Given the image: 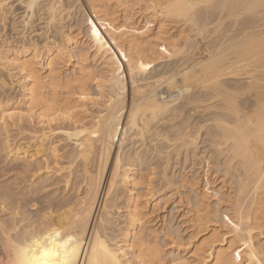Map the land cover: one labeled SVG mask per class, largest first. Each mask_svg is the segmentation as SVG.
Returning a JSON list of instances; mask_svg holds the SVG:
<instances>
[{
  "label": "bare ground",
  "instance_id": "6f19581e",
  "mask_svg": "<svg viewBox=\"0 0 264 264\" xmlns=\"http://www.w3.org/2000/svg\"><path fill=\"white\" fill-rule=\"evenodd\" d=\"M44 1L46 4L41 3L44 5L40 6V0H23L27 10L25 16H34L35 10L39 8L38 11L45 13L42 19L49 28L55 22L58 7L54 0ZM115 1L123 4V0ZM146 1L145 4L158 16L182 22L185 26L193 23L195 28L185 29L195 33L192 36V32L188 34L184 30L187 34L185 37L183 34L184 42L181 44L174 42L175 38L169 40L170 44L165 45L167 47L160 48L157 42L152 43L149 55L143 52V45L138 38L132 36L128 41L129 49L137 55L130 57L126 65L131 72H135L136 78L132 77L133 82L108 98L104 114L93 117L84 109L86 101L94 99L91 97L94 95L93 88L97 90V97L106 95L99 84H89L94 80V74L84 72L86 66L82 63L88 58L86 52L77 60V64H81L79 71L65 76L56 74L49 79L43 76L37 63L27 64V60V63L13 64L12 60L9 63L18 70L16 72L22 87L20 101L30 111L27 120L34 122V125H42L41 137L44 139L48 138L49 132L61 130L67 141H71L72 147L67 144L68 149H72L67 151L66 146V152L58 154L63 146H56V143L50 148L55 157L67 159L68 166L65 168H59V164L56 168L53 164L60 176L63 175V169L66 171L61 181L64 185L60 184L62 187L57 182L58 178H53L55 181L49 183L47 177L42 180L43 183L29 184V191L25 187L14 191L15 187H4L5 182L2 183L0 212L4 214L0 216V264H37L45 250L55 253L50 257L54 264H123L121 256L125 254H119L118 251L125 253V249L130 250L132 259L139 264H174L173 260L165 256L162 245L157 241V235L154 234L156 230L149 233L144 230L146 207L136 192L139 183L133 167L135 162L142 165L149 160L146 148L152 140L147 139L146 129L152 121L166 114L173 119H182L167 130L173 136L166 139L177 142L174 145L176 150L187 152L190 145H201L202 149L197 154L204 155L206 169H209L210 162H215L218 166H226L222 169L225 171L224 176L238 178L239 201L233 231L243 242L248 258L261 262L264 250L255 244L253 232L259 230L260 235L264 233L258 227L264 217V0ZM83 2L102 38L112 39L119 33L121 29H117L114 22L107 23V14L99 15L96 5L98 0ZM213 23L217 27L207 36H202V30L208 32L206 27ZM172 40L174 43H171ZM70 41L67 32L64 44L69 45ZM202 45V51L192 52ZM29 50L27 43H24L21 52L25 54ZM52 50L50 46L42 56L38 54L37 57L41 60L44 55L51 58L54 56ZM171 58L173 61L167 64ZM157 63H160L161 70L154 65ZM148 69H151L148 74L139 73ZM199 71H206V78L202 82H185L186 76ZM2 96L0 91V120L3 127L0 136L6 135V147L4 144L3 147L8 148V154L14 152L19 157L26 154L27 150L13 149L9 145L8 138L11 135H8V126L11 122L13 126L22 127V118L17 119L6 110L11 102L5 101L7 98L5 102L1 101ZM66 123L77 126L79 132L68 134L64 126ZM203 127H209L208 139L202 137L197 143L196 138L188 132L197 128L198 135ZM130 131L145 138L139 146L145 147L144 151L124 150L120 135ZM42 147L41 143L36 145L31 157L42 154ZM48 159H44L42 164L48 163ZM32 166L28 164L22 170L25 183L29 177L33 179L37 173L40 175L43 170L47 173L53 169L47 171L43 169L48 168L45 166L41 168L42 172L39 168L37 172L38 166L36 171ZM150 169L147 174L150 171L153 173L154 170ZM193 173L196 175L198 168ZM144 177L143 174L141 184L146 186ZM61 178L63 176L59 180ZM181 182L194 186L198 179L193 176L192 182L183 176ZM121 185L127 194L128 223L122 232L125 246L115 249L110 242L113 230L110 224L113 221L109 215L111 209L119 208ZM146 188L149 193L153 191ZM56 192L64 196L58 197ZM208 195L206 189L204 193L198 191L194 203L197 214L210 207ZM242 196L247 200L246 203L241 200ZM218 204L217 200L215 205ZM9 214L10 217L5 218ZM200 217L199 227L202 228L206 216ZM224 240L215 237L207 244L203 254L206 257L215 255L218 241ZM215 257L219 260L218 254ZM225 260L226 257L221 259ZM129 263L132 264L131 261Z\"/></svg>",
  "mask_w": 264,
  "mask_h": 264
},
{
  "label": "rangeland",
  "instance_id": "374dc122",
  "mask_svg": "<svg viewBox=\"0 0 264 264\" xmlns=\"http://www.w3.org/2000/svg\"><path fill=\"white\" fill-rule=\"evenodd\" d=\"M45 2L44 0H40V4H46ZM53 2L58 7V13L55 22L53 21L54 23L48 28L45 20L42 19L45 13L42 14V11H38L39 8L35 10L34 16H31V14L25 16L27 10L24 7L23 0H0V87L2 86L0 91L1 96L4 95L1 97V101L7 98L5 101H9L11 104L7 105L6 110L17 117V119L22 118V127L13 126L11 122L8 126V135H11L8 138L9 145L14 147L10 146V148H24V150H27L26 154H22L19 157L14 152L8 154V148H4L6 147V143L4 144L6 135L0 136V190L3 189V182H5L4 187L9 185L15 187L14 191H20L22 187H25L24 189L27 190L34 182L43 183L42 180L46 177L49 183L54 182L58 178L57 182L59 181V186L62 187L64 183L61 181L64 180V172L66 171L64 169L61 171L63 179L59 180L62 176H60L59 172H56L55 167L57 168V164L60 165L59 168L67 167V159L64 160L61 156L55 157L50 148L57 143L56 146H63L61 148L64 151L61 150L58 153L62 154V152H66L64 148L67 144L68 146L71 145V141H69L70 143L67 141L66 137L63 136L64 134L60 132L61 130L56 131L60 133V136L64 140L60 139L59 133L58 137H56L57 133L54 134L56 131H48L50 134L52 133L51 138L49 137L50 134H48V138L44 139V137H41L42 125H34V122L30 123L27 120L30 111L28 110V106L20 101L22 98V87L19 82V75L16 72L18 70L13 65H10L12 61L13 64L26 62V60L27 64L34 65L37 63V67L41 70L43 76L49 79V77L56 74L65 76L67 73L79 71L81 64L78 65L77 60L82 53L86 52L88 58L82 63L86 66L84 72L89 71L94 74V80L89 84L92 86L99 84L102 91L106 94L104 97H97V90L93 88L92 93L94 95L91 97L94 99L86 101L84 109L91 116L96 117L105 113L107 100L114 92L133 82L132 77L136 78L135 72H131L126 65L130 57L137 55L129 49L128 41L132 36L138 38L139 42L143 45V52L149 55L152 43L155 44L157 42L160 48L167 47L170 44L169 40L171 41V39L175 38L174 42L181 44L184 42V38H182L183 34L185 37L187 33L190 34L192 32V36L195 33L193 30L189 31L190 28H195V25H192L193 23L185 26L182 22L179 23L178 21L158 16L154 14L148 4H145V2L147 3L146 0H126V4H124L125 0H123V4H119L115 0H98L96 5L99 15L107 14V23L114 22L117 29H121L112 39L102 38L95 27L93 16L86 10L87 8L83 0H54ZM29 17H32L30 18L31 20ZM216 27L215 23L208 25L206 28L209 31L202 30V36H207ZM67 32L71 37L69 45L64 44ZM174 42L172 40L171 43ZM24 43H27L30 48L29 52L25 54L21 52ZM50 46L53 47V57L47 58L44 55L42 60L37 57L38 54L42 56V53ZM202 49L203 45L195 48L192 52L197 53L202 51ZM171 59L170 61L168 59L166 63L168 64L173 61ZM159 64L154 65H157V68L161 70ZM151 69L140 71L139 73L145 75ZM159 73H163V71H159ZM205 73L206 71H199L191 76H186L184 78L185 82H202L206 78ZM168 115L166 114L162 118L152 121L148 126L146 137L148 140H152L146 148L149 160L142 165L135 162L133 166L136 170L135 175L139 183L136 187V192L139 193L140 202L146 207L144 209L146 215L143 218L145 232L149 233L154 229L156 230L154 234L157 235V241L162 245L165 256L173 260L174 264H264V254H261V262L248 258L243 242L240 241L239 236L233 231V224L237 222V204L239 201L238 178L229 179V177L224 176L225 171L223 170L226 166H218L215 162H210L209 169H206L204 155L200 156L197 154L202 149L201 145H190L188 151H185L186 153L183 149L180 150L181 152L176 150L174 145L177 142L175 140L167 141L166 139L173 136L167 130L177 125L182 119H173ZM64 126H66L65 131L68 134H77L79 132L76 128L77 126L68 123ZM2 128L0 120V132ZM208 129L209 127H203L197 135V128H194L188 134L194 136L198 143L202 137H205L206 140L208 139ZM120 136L125 151H140L141 149V151H144L145 147L139 146L144 142L145 138L139 137L134 131L122 132ZM58 139L59 143L56 142ZM53 140L54 144L52 143ZM40 143L44 147V149L42 147V154L40 153L36 157H31V153L34 152L36 145ZM68 146L66 147L67 151L72 149H68ZM52 156L55 158H52ZM47 158H49L48 163L46 161L47 164H42L44 159L47 160ZM57 158L58 160H56ZM37 163H41L42 166ZM28 164H31V166L35 165L32 168L35 171L37 169V172L45 166H48V168L43 169L47 171L53 168V164L56 166L52 169L53 172L50 170L48 171L49 173L41 169V172L42 170L43 172L40 175L37 173L38 176L36 174L35 178H27L28 181L30 180V183H27L28 181L25 183L22 170ZM72 168L74 169L75 165ZM150 168L154 170V174L152 171H150L151 174H147L151 170ZM195 168H198L196 175L193 173ZM206 170H208L207 174H205ZM143 174L145 175L144 181L147 180L146 186L141 184ZM48 175L50 176L48 177ZM74 175L76 177V174ZM183 176L192 182L194 176V178L198 179V183L194 186H191L190 183L185 184L181 182ZM146 187L151 188L153 191L149 193ZM205 189L209 192L207 203H210V207L197 214L194 203L198 198V191L204 193ZM73 192H70V194ZM145 193L148 194L146 195ZM54 194L55 192L53 196ZM126 195L125 188L121 185L119 208L111 209L109 215V219L113 221L110 224L113 228L110 242L115 249L125 246L122 242V232L128 223L126 217ZM50 196H52V193ZM60 196H64L63 193L58 197ZM217 200L219 204L215 205ZM241 200L245 203L247 201L243 196ZM181 202L184 204L181 205ZM180 208L184 210L179 211ZM3 214L4 212H0V216ZM201 215H205V218H207H203L204 221L202 223L204 226L202 228L199 227ZM9 217L10 214L5 216V218ZM214 217H216V221H214ZM258 227L264 230V217L261 223L258 224ZM253 233L255 235V244L260 246L261 250H264V233L260 235L259 230H255ZM215 237H219L220 239L225 238V240L218 241L215 255L206 257L203 251L207 244L213 241ZM129 251V249H125V253L121 250L118 251L119 254H125L121 256L123 264H130L129 261L132 264H139L132 259ZM217 254L219 260H216L215 256ZM224 257L227 260L221 261Z\"/></svg>",
  "mask_w": 264,
  "mask_h": 264
},
{
  "label": "snow or ice",
  "instance_id": "6c2138e0",
  "mask_svg": "<svg viewBox=\"0 0 264 264\" xmlns=\"http://www.w3.org/2000/svg\"><path fill=\"white\" fill-rule=\"evenodd\" d=\"M55 253L54 252H51V251H47L45 250L43 253H42V256L41 258H39L37 260V264H54L53 261L50 260V257L54 256Z\"/></svg>",
  "mask_w": 264,
  "mask_h": 264
}]
</instances>
